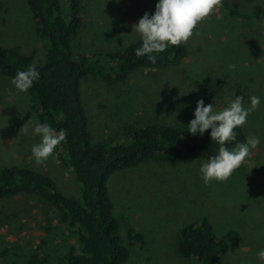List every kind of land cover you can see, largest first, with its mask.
<instances>
[{
	"label": "rangeland",
	"instance_id": "rangeland-1",
	"mask_svg": "<svg viewBox=\"0 0 264 264\" xmlns=\"http://www.w3.org/2000/svg\"><path fill=\"white\" fill-rule=\"evenodd\" d=\"M76 1L82 28L73 43L74 53L87 55L120 50L135 42L140 37L131 33L132 26L145 12L154 13L157 3ZM61 6L67 12L68 0H61ZM34 30L24 0H0V47L20 45L29 53L34 49V63L43 66L39 52L45 54V42ZM193 31L184 42L187 56L176 66L136 71L119 83L93 76L82 80L81 97L94 145L124 142L129 130L154 123L186 128L200 99L219 111L234 96L244 97L248 107L252 95L259 96L261 103L240 128L246 138H264V122L253 128V122L264 115V21L229 20L217 7ZM29 97L0 75V168L34 170L74 197L76 188L70 170L58 159V145L40 163L32 156L31 148L40 136L31 131L37 119ZM258 146L264 148V141ZM255 149L229 178L209 184L199 173L202 160L191 158L172 164L145 161L113 174L107 188L119 221L118 235L128 251L124 264H196L180 256L176 239L183 226L203 218L227 243L224 264H264L257 256L264 248V151L259 157ZM59 219L52 205L34 196L0 200V264H29L33 255L43 264H64L73 240L59 227ZM130 230L140 234L142 241L133 243L128 238Z\"/></svg>",
	"mask_w": 264,
	"mask_h": 264
},
{
	"label": "trees",
	"instance_id": "trees-1",
	"mask_svg": "<svg viewBox=\"0 0 264 264\" xmlns=\"http://www.w3.org/2000/svg\"><path fill=\"white\" fill-rule=\"evenodd\" d=\"M24 1L34 20L36 36L45 42V54L39 52L45 64L34 63V49L29 53L20 45L0 47V75L12 80L18 70L36 65L39 77L27 91L30 106L38 122L49 124L54 131L67 132L65 140L58 144V159L70 170L76 192L69 197L48 176L20 166H4L0 168V200L30 195L52 205L60 214L59 227L69 232L73 240L64 264H124L128 251L118 235L119 221L112 212L107 188L110 177L145 161L172 164L190 158L206 160L217 153L219 145L211 141L210 129L203 135H193L187 127L160 123L129 130L124 142L94 145L81 82L93 76L119 83L136 71L166 70L186 58L187 47L185 43L169 45L156 54L155 63L146 56L135 55L140 38L116 51L75 54L73 43L82 28L77 1L68 0L67 12L63 11L61 0ZM263 1L222 0L219 8L229 20L258 24L264 21ZM36 44L41 47L39 42ZM261 122L264 115L253 122V128L257 130ZM235 132L236 140L226 142V147L232 148L246 139L240 127ZM128 238L133 243L142 241V236L133 230L128 232ZM176 248L181 257L194 259L196 264H224L227 243L203 218L179 230ZM29 264L43 261L33 255Z\"/></svg>",
	"mask_w": 264,
	"mask_h": 264
},
{
	"label": "clouds",
	"instance_id": "clouds-1",
	"mask_svg": "<svg viewBox=\"0 0 264 264\" xmlns=\"http://www.w3.org/2000/svg\"><path fill=\"white\" fill-rule=\"evenodd\" d=\"M221 3L222 0H157L154 13L149 15L145 12L138 23L132 26L131 33L138 34L141 39L135 55L146 56L155 63L157 53L163 52L169 45L187 42L193 36L198 22L209 16ZM132 39L134 41L135 38ZM38 77L36 65L32 64L26 70H18L11 84L19 92H27ZM248 102L249 106L245 107L244 97L234 96L226 107L214 111L213 104L205 105L203 99L197 100L194 118L189 121L187 131L193 135H203L210 129L211 141L219 145L215 155L200 161L199 173L204 184L229 178L249 156L251 149L260 144V137L249 136L232 148L225 146L226 142L236 140L235 129L246 123L250 112L260 105L261 98L252 95L248 97ZM32 124V134L40 136V141L32 146L31 153L35 161L40 163L54 153L57 145L65 140L67 132L63 129L54 131L47 123L33 121ZM25 131L28 129L25 128ZM257 256L264 260V248L257 252Z\"/></svg>",
	"mask_w": 264,
	"mask_h": 264
},
{
	"label": "crops",
	"instance_id": "crops-1",
	"mask_svg": "<svg viewBox=\"0 0 264 264\" xmlns=\"http://www.w3.org/2000/svg\"><path fill=\"white\" fill-rule=\"evenodd\" d=\"M260 139H261V142L264 141V138H263L262 136H260ZM263 151H264V148H261V147H259V146H258V148L256 147V149L254 150L255 153L257 152L256 155H258L259 157H260V156L263 157V155H262Z\"/></svg>",
	"mask_w": 264,
	"mask_h": 264
}]
</instances>
